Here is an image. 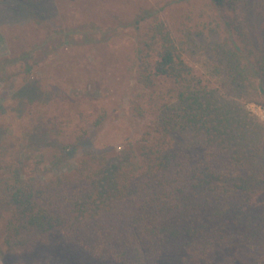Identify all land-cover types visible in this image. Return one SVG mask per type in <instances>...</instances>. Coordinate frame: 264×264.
Wrapping results in <instances>:
<instances>
[{
  "label": "trees",
  "instance_id": "1",
  "mask_svg": "<svg viewBox=\"0 0 264 264\" xmlns=\"http://www.w3.org/2000/svg\"><path fill=\"white\" fill-rule=\"evenodd\" d=\"M28 1L17 5L31 10ZM206 1L223 27L216 25L223 40L215 49L224 52L217 69L228 88L238 97H264V37L256 43L247 32L254 0ZM162 10L141 9L130 24L135 41L128 70L141 88L129 104L143 121L136 139L126 138L116 151L89 137L101 118L75 126L76 137L64 142L53 165L73 150L75 160L66 170L27 181L18 171L23 152L0 148L3 264H27L56 232L103 264L264 259V127L185 62ZM62 30L59 46L66 47L72 33ZM48 40L1 57L0 83L32 74L48 55L38 52ZM13 65L20 66L17 72L9 71ZM57 131L48 121L32 134L45 145Z\"/></svg>",
  "mask_w": 264,
  "mask_h": 264
},
{
  "label": "rangeland",
  "instance_id": "2",
  "mask_svg": "<svg viewBox=\"0 0 264 264\" xmlns=\"http://www.w3.org/2000/svg\"><path fill=\"white\" fill-rule=\"evenodd\" d=\"M4 1L9 10L0 11V58L31 51L33 45L49 39L38 51L48 55L32 74L16 73L5 84L0 83V148L6 153L23 152L18 171L25 181L68 168L76 151L55 165L53 159L64 142L76 137L75 126L81 128L101 118L100 126L90 129L89 137L93 136L98 146L112 144L116 151L126 138L138 137L143 121L135 117L129 104L141 88L128 70L135 41L130 24L144 8H162L160 16L185 62L209 80L223 99L243 107L264 127V97H238L228 88L226 74L218 70V54L224 52L215 49L223 40L216 25L223 27L206 0H27L31 10L18 6V0ZM247 22L250 38L260 43L264 37V0L253 1ZM59 29L71 30L72 45L59 46L63 40ZM19 68L13 65L9 71ZM48 121L55 124L58 134L45 132L48 143L38 145L32 133L38 124ZM33 258L40 264H103L58 232ZM33 258L28 255L26 263L33 264ZM257 264H264V259Z\"/></svg>",
  "mask_w": 264,
  "mask_h": 264
}]
</instances>
